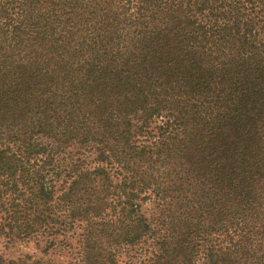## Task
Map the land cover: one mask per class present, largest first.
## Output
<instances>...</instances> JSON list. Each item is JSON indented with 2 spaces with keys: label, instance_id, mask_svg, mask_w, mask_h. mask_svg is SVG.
<instances>
[{
  "label": "trees",
  "instance_id": "16d2710c",
  "mask_svg": "<svg viewBox=\"0 0 264 264\" xmlns=\"http://www.w3.org/2000/svg\"><path fill=\"white\" fill-rule=\"evenodd\" d=\"M30 244L0 264H264V0H0V245Z\"/></svg>",
  "mask_w": 264,
  "mask_h": 264
},
{
  "label": "rangeland",
  "instance_id": "374dc122",
  "mask_svg": "<svg viewBox=\"0 0 264 264\" xmlns=\"http://www.w3.org/2000/svg\"><path fill=\"white\" fill-rule=\"evenodd\" d=\"M17 252H35V250H33V247L31 244L27 245V247L19 245V246H16V248H6L0 245V253H3L4 255H7V256L15 255ZM61 259L63 261H67V257L63 256L61 257Z\"/></svg>",
  "mask_w": 264,
  "mask_h": 264
}]
</instances>
